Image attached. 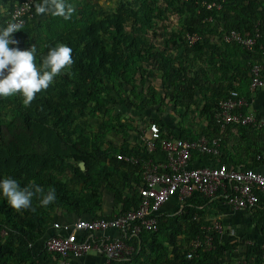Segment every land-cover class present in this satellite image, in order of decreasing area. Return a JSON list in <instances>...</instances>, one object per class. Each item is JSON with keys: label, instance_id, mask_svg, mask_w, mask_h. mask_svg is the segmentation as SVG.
Wrapping results in <instances>:
<instances>
[{"label": "trees", "instance_id": "obj_1", "mask_svg": "<svg viewBox=\"0 0 264 264\" xmlns=\"http://www.w3.org/2000/svg\"><path fill=\"white\" fill-rule=\"evenodd\" d=\"M24 1L0 0V25ZM70 1L54 0L63 3L66 12ZM211 1L115 0L113 10L102 11L89 0H75L68 19L54 13L36 24L41 14L35 7L46 2L33 0L32 17L13 34L16 46L34 43L39 66L49 47L65 44L72 48L73 64L62 69L30 104L25 105L19 94L0 97V176L13 177L21 186L35 183L45 193L54 190L56 197L42 206L40 197L34 195L31 208L19 211L0 198V264L61 260L60 254L46 247L52 236L47 235V225L59 213L102 217L104 192L112 195L116 216L137 208L144 164L158 161L138 141L140 124L123 126L113 105L124 103L134 112H158L167 105V98L179 116L196 110L205 123L172 127L163 117H150L146 122L156 123L163 138H218L220 154L207 163L210 166L217 162L259 170L264 165V127L221 129L214 119L219 101L230 91H246L251 66L261 63L260 47L264 48V40L252 52L237 43H224L222 38L231 31L252 34L256 22L264 21V0H223L220 9L208 10L204 3ZM172 15L177 17L178 29L170 27ZM187 35H197L199 40L189 45ZM155 80L165 94L154 88ZM96 119L99 123L92 127L91 120ZM112 135H121L118 146ZM192 155L194 161L209 160L199 153ZM118 156L136 157L142 163L123 162ZM80 163H84L83 170ZM207 202L194 195L181 212L157 216V231L125 240L134 251L126 261L115 264H222L220 259L238 244L222 243L215 233L212 249L197 250L191 260L186 257L190 241L204 234L198 206ZM263 203L260 195L257 206L247 210L261 238ZM244 248L237 260L254 257L264 264L260 243Z\"/></svg>", "mask_w": 264, "mask_h": 264}, {"label": "built area", "instance_id": "obj_2", "mask_svg": "<svg viewBox=\"0 0 264 264\" xmlns=\"http://www.w3.org/2000/svg\"><path fill=\"white\" fill-rule=\"evenodd\" d=\"M190 1V0H181ZM33 0H25L15 5L0 28L15 23L18 30L26 25L32 17ZM223 0H212L204 3L205 8L220 9ZM199 40L197 35H187L189 45ZM264 40V21H257L252 34H241L235 31L224 34V43H237L247 51H255L258 42ZM11 47V45H10ZM261 63L254 64L250 70V92L264 91V48ZM247 99L238 91L232 90L229 96L218 103L214 115L215 122L224 129L228 125L246 127H264V117L246 113ZM140 125L138 141L146 151L164 162L148 160L141 174V184L137 187L139 203L136 209L123 212L111 219L77 220L72 224L54 223L55 234L46 243L49 251L60 254L63 258L54 264H67L70 258L80 257L92 250L104 256L103 264L120 262L132 254L134 248L125 240L137 239L143 232L157 231V216L163 205L176 200L179 212L186 201L194 195L213 200L217 197L234 211L250 210L257 206L259 196L264 198V172L247 167H232L215 163L213 166L193 165L194 153L209 157L210 161L220 154V140L200 136L195 140L165 139L161 128L152 122ZM130 164L142 163L134 157H117ZM221 192V194H218ZM119 233L118 237L103 235L107 230ZM202 238L197 236L189 243L187 259H193L199 249L204 251L213 248L212 235L222 236L223 228L219 222L203 226ZM97 232H102L98 236ZM264 249V237L259 242ZM264 258V254H263ZM237 264H258L254 257L249 260L240 257Z\"/></svg>", "mask_w": 264, "mask_h": 264}, {"label": "clouds", "instance_id": "obj_3", "mask_svg": "<svg viewBox=\"0 0 264 264\" xmlns=\"http://www.w3.org/2000/svg\"><path fill=\"white\" fill-rule=\"evenodd\" d=\"M54 9L55 14L62 15L65 19H68V15L72 11L69 7L66 12L63 3H54ZM47 10L45 3L37 4L35 7L37 14H43ZM17 31L18 28L15 23H9L0 28V97L19 94L23 97L25 105H27L31 103L37 93L49 88L54 78L61 73L62 69L73 64L72 48L65 44H57L49 47L46 54H44L40 60L39 66H37L36 49L34 45H30L25 49L16 46L18 41L13 38V34ZM34 195L40 197L39 203L42 206L48 205L56 198L54 190H49L45 193L43 189L35 183L21 186L20 182L13 177L0 176V198L4 199L11 209L17 211L30 209L32 197ZM113 217L114 215L110 217L102 216L94 219L79 218L77 220L91 221L100 218L111 219ZM53 224L52 229L54 233L52 236L55 234ZM97 233L98 236H100L102 232ZM90 253L98 252L92 250L76 258H82ZM98 254L103 257V264L104 256L101 253ZM126 260L127 258L120 262ZM120 262H113L112 264ZM67 264H69L68 261Z\"/></svg>", "mask_w": 264, "mask_h": 264}, {"label": "crops", "instance_id": "obj_4", "mask_svg": "<svg viewBox=\"0 0 264 264\" xmlns=\"http://www.w3.org/2000/svg\"><path fill=\"white\" fill-rule=\"evenodd\" d=\"M246 91L243 90V94H240L242 97L247 99L248 107L245 109L246 113H251L259 117H264V91H255L250 92L248 87L245 88ZM198 123L199 120H197ZM172 127H175L172 125ZM177 131V130H176ZM134 138V137H133ZM156 161H162L161 158L157 156L154 157ZM210 161L201 160L200 158H196L193 165H208ZM259 170L264 172V165L258 168ZM264 207H261V209ZM201 214L198 216L199 219L201 217V221H203V226H210L214 222H219L222 225L223 233L220 237V242L222 243H237V247L234 251L227 252L220 260L227 261L228 264H236V260L238 255L243 252L244 247L247 244L259 243L261 241V235L259 231L256 229L255 224L252 222V217H250L249 213L246 210L242 211H234L230 207H228L220 197H217L213 200H209V202L204 205L198 206ZM116 206L113 205V199L111 194H103V203L101 208L102 216H113L115 215ZM179 213V207L176 200H172L169 203L163 205L158 213V216H168L175 215ZM83 219H91L92 217L83 216ZM79 219L73 214H56L54 216V222L57 223H72ZM53 222V223H54ZM47 225L46 231L47 235H52L54 233L52 229V224ZM103 235H108L111 237H118L119 233L114 230H107L103 233ZM178 237H181L178 235ZM103 257L98 253H90L82 258H73L69 261V264H102Z\"/></svg>", "mask_w": 264, "mask_h": 264}, {"label": "rangeland", "instance_id": "obj_5", "mask_svg": "<svg viewBox=\"0 0 264 264\" xmlns=\"http://www.w3.org/2000/svg\"><path fill=\"white\" fill-rule=\"evenodd\" d=\"M46 2V8L48 9L45 13L41 14L39 16V18L37 19L36 24H40V22L44 23V21L48 18L49 14H54L55 13V9H54V0H44ZM75 0L70 1L71 3L69 4L71 9H74L76 7L75 5ZM90 4L94 5V8L96 10H107V11H111L113 10L116 5H115V0H89ZM170 27H172L173 29H178V24H177V17L175 15H172L170 18ZM31 36L33 34H30ZM42 38H44L46 36L45 31L43 32V34L41 35ZM33 38H39L38 36L33 37ZM30 45H34L36 48V45L33 44H24L21 46V49H25L27 47H29ZM153 86L155 89H157L158 92H161L162 95L165 94V91H163V89L160 86V82L158 80H155L153 83ZM165 102L167 105L164 106H160V110L158 112H156V110L153 111H140V112H134L133 110H131L129 107H126L124 105V103L122 104H118V105H113L112 106V111L114 113V115H120V121L123 124V126H137V125H144L143 122L148 121L149 118H165L167 119L169 122H171V124L175 127H180V125L182 124L184 127L185 126H190L193 125L194 127H196V124H198V121L200 122V124H204L205 123V119H199L198 117V111L195 110V112H184L182 113L180 116L177 114V109L174 110L173 105L171 103H169V101L167 100V98H164ZM180 111H183L182 109H179ZM179 111V112H180ZM183 116V117H182ZM180 117H182L185 121H183ZM132 119V120H131ZM143 121V122H142ZM144 122V123H145ZM97 123H99V121L96 120H91V124L92 127L97 126ZM148 123V122H146ZM145 123V124H146ZM131 139L133 138L132 135L130 137ZM112 142L114 145L118 146L121 141H122V137L121 135L118 136H111ZM131 141V145L135 146V143L133 140ZM106 194H108V192H105ZM114 205V203H113ZM221 260V259H220ZM224 264H228L227 261H223Z\"/></svg>", "mask_w": 264, "mask_h": 264}, {"label": "water", "instance_id": "obj_6", "mask_svg": "<svg viewBox=\"0 0 264 264\" xmlns=\"http://www.w3.org/2000/svg\"><path fill=\"white\" fill-rule=\"evenodd\" d=\"M79 165H80V167H81L82 170H83V169H84V163H80Z\"/></svg>", "mask_w": 264, "mask_h": 264}]
</instances>
